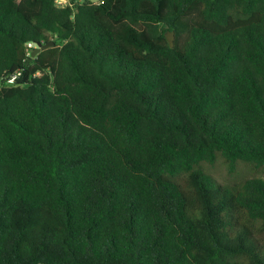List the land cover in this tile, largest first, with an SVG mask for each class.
Here are the masks:
<instances>
[{"label": "trees", "instance_id": "trees-1", "mask_svg": "<svg viewBox=\"0 0 264 264\" xmlns=\"http://www.w3.org/2000/svg\"><path fill=\"white\" fill-rule=\"evenodd\" d=\"M0 264H264V0H0Z\"/></svg>", "mask_w": 264, "mask_h": 264}, {"label": "rangeland", "instance_id": "rangeland-1", "mask_svg": "<svg viewBox=\"0 0 264 264\" xmlns=\"http://www.w3.org/2000/svg\"><path fill=\"white\" fill-rule=\"evenodd\" d=\"M60 4L64 5L67 0H58ZM95 2L100 1V0H93ZM211 172L216 176V178L219 179V181H222L224 183H232L235 182V180H237V178H233V177H241L244 175H251L252 172L250 171V169L246 168V166H241L238 168L236 174H230L227 169L226 166L224 165V163L219 162L217 167H212L211 168Z\"/></svg>", "mask_w": 264, "mask_h": 264}, {"label": "water", "instance_id": "water-1", "mask_svg": "<svg viewBox=\"0 0 264 264\" xmlns=\"http://www.w3.org/2000/svg\"><path fill=\"white\" fill-rule=\"evenodd\" d=\"M166 37L170 43L171 46H174V40H175V35L173 31L167 32L166 33ZM53 43L49 42V43H42L39 42L37 43L36 47L34 48V50L31 52V55L27 61V64H29V62L32 60L33 57L37 56L38 53H40L43 49H46L48 47H50Z\"/></svg>", "mask_w": 264, "mask_h": 264}, {"label": "built area", "instance_id": "built-area-1", "mask_svg": "<svg viewBox=\"0 0 264 264\" xmlns=\"http://www.w3.org/2000/svg\"><path fill=\"white\" fill-rule=\"evenodd\" d=\"M33 44L31 43V44H29V46H32Z\"/></svg>", "mask_w": 264, "mask_h": 264}]
</instances>
